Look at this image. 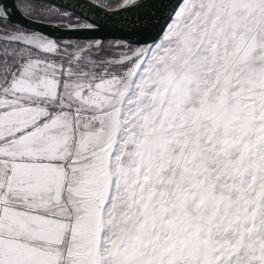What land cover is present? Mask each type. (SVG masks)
I'll return each instance as SVG.
<instances>
[{
	"label": "snow or ice",
	"instance_id": "snow-or-ice-1",
	"mask_svg": "<svg viewBox=\"0 0 264 264\" xmlns=\"http://www.w3.org/2000/svg\"><path fill=\"white\" fill-rule=\"evenodd\" d=\"M115 10L0 0V264H264V0Z\"/></svg>",
	"mask_w": 264,
	"mask_h": 264
},
{
	"label": "water",
	"instance_id": "water-1",
	"mask_svg": "<svg viewBox=\"0 0 264 264\" xmlns=\"http://www.w3.org/2000/svg\"><path fill=\"white\" fill-rule=\"evenodd\" d=\"M68 12H71L88 23L95 22L99 27L95 30L79 29L66 31L54 29L46 24H30L27 19L17 11L18 0H3L9 8L12 21L19 25L50 34L57 39L93 40V39H117L126 35L125 21L133 17V13L119 12L115 8L99 6L101 3L96 0H41ZM134 38V37H133Z\"/></svg>",
	"mask_w": 264,
	"mask_h": 264
},
{
	"label": "rangeland",
	"instance_id": "rangeland-1",
	"mask_svg": "<svg viewBox=\"0 0 264 264\" xmlns=\"http://www.w3.org/2000/svg\"><path fill=\"white\" fill-rule=\"evenodd\" d=\"M96 1L99 2V3H101V4H109V0H96ZM18 2H19V0H18ZM24 2L26 3L27 0H24ZM41 2L44 3V4H46V5L49 6V7L54 8V9H60L61 11H66V10H64V9H62V8H59V7L55 6V5H52V4H50V3H47V2H44V1H41ZM112 8H115V6L112 7ZM67 12H68V11H67ZM70 13H71V12H70ZM76 18H77V16L73 14V19L75 20ZM79 19H80L82 22H85V21H83L81 18H79ZM61 40L87 41V40H74V39H61ZM107 40H113V39H107ZM107 40H105V41H107Z\"/></svg>",
	"mask_w": 264,
	"mask_h": 264
},
{
	"label": "trees",
	"instance_id": "trees-1",
	"mask_svg": "<svg viewBox=\"0 0 264 264\" xmlns=\"http://www.w3.org/2000/svg\"><path fill=\"white\" fill-rule=\"evenodd\" d=\"M116 0H109V4H111L113 7L115 6ZM75 15V14H74ZM77 16V15H76Z\"/></svg>",
	"mask_w": 264,
	"mask_h": 264
}]
</instances>
